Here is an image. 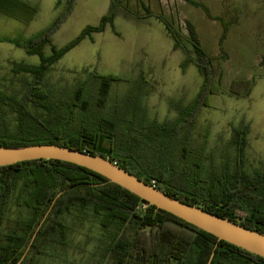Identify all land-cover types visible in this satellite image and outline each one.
Instances as JSON below:
<instances>
[{
  "label": "trees",
  "instance_id": "1",
  "mask_svg": "<svg viewBox=\"0 0 264 264\" xmlns=\"http://www.w3.org/2000/svg\"><path fill=\"white\" fill-rule=\"evenodd\" d=\"M183 1L200 7L193 0ZM74 7L75 0H64L63 13L30 39L0 38V43L39 58L37 65L14 64L12 72L27 78L18 95L0 89V147L54 145L108 158L145 184L154 183L167 196L264 235V170L254 175L244 170L247 126L240 124L233 130L236 164L232 173L226 167L217 175L205 171L204 147L190 140L198 111L207 105L208 96L222 93V59L204 51L190 22L185 23L184 36L164 16L147 8L140 15L119 0H109L97 26L85 27L57 49L51 37ZM37 11L36 5L24 0H0V16L24 24ZM119 17L135 22L155 18L172 40L173 51L184 57L180 70L184 72L189 65L196 68L201 78L199 91L189 105L175 109L174 121H149L142 96H123L110 107V90L119 81L114 76L85 71L84 80L76 79L75 84L60 90L47 83L53 65L83 40L93 41L92 36L107 27L118 36L113 23ZM225 32L223 27L220 45ZM46 46L48 56L43 52ZM259 63L264 64V52ZM251 85L252 81L245 84V95ZM237 212L244 216L238 217ZM10 222L12 227L6 229ZM88 222L101 231L94 264H207L215 246L210 264H264V259L146 205L87 169L44 160L0 167V264H17L21 259L20 264H41L40 257L59 259L60 252L70 247V226ZM145 230L150 232L148 253L138 258L135 241ZM128 232L132 237L126 236Z\"/></svg>",
  "mask_w": 264,
  "mask_h": 264
},
{
  "label": "rangeland",
  "instance_id": "2",
  "mask_svg": "<svg viewBox=\"0 0 264 264\" xmlns=\"http://www.w3.org/2000/svg\"><path fill=\"white\" fill-rule=\"evenodd\" d=\"M24 1L38 7L35 17L24 24L0 16V38L30 39L64 11V0L60 3L57 0ZM119 1L140 15H144L147 8L154 15L164 16L184 36L187 35L185 23L190 22L204 51L222 59V93L208 96L207 105L198 111L190 134L194 145L204 147V170L216 175L224 167L230 173L234 171L236 148L232 135L233 130L243 124L248 128L244 170L249 175L263 171L264 64L260 66L259 61L264 52V0H193L200 7L183 0ZM108 5L109 0H75L73 12L51 37L52 45L60 49L85 27L97 26ZM223 27L226 32L220 45ZM113 29L118 36L107 27L103 33L93 35V41L85 39L65 54L47 74V83L60 90L75 84L76 79L84 80L85 71L114 76L119 81L110 90V107L123 96L131 99L142 96L141 104L149 121H174L175 109L189 105L199 91L201 78L196 68L189 65L184 72L180 70L184 57L181 52L173 51L172 40L155 18L135 22L119 17L114 20ZM43 52L45 56L50 55L49 47ZM15 63L37 65L39 58L28 56L11 44L0 43V89L18 95L27 78L12 72ZM251 81L245 95V84ZM103 146L106 147V143ZM236 215L244 216L241 212ZM11 227L10 222L6 229ZM70 227L67 238L70 247L60 252L59 259L40 257L41 264L95 263L96 239L101 235L99 227L89 222ZM149 234L148 230L138 234L136 257L147 256ZM126 236L132 237L129 232Z\"/></svg>",
  "mask_w": 264,
  "mask_h": 264
},
{
  "label": "water",
  "instance_id": "3",
  "mask_svg": "<svg viewBox=\"0 0 264 264\" xmlns=\"http://www.w3.org/2000/svg\"><path fill=\"white\" fill-rule=\"evenodd\" d=\"M60 161L87 169L139 198L143 203L164 211L195 228L243 251L264 259V235L248 230L231 220L212 215L165 195L155 187L113 164L108 158L54 145L21 148L0 147V167L28 161ZM60 194L57 195L58 198ZM214 247L207 264L214 255ZM22 260V259H21ZM21 260L17 263L20 264Z\"/></svg>",
  "mask_w": 264,
  "mask_h": 264
},
{
  "label": "built area",
  "instance_id": "4",
  "mask_svg": "<svg viewBox=\"0 0 264 264\" xmlns=\"http://www.w3.org/2000/svg\"><path fill=\"white\" fill-rule=\"evenodd\" d=\"M152 186L155 187V186H154V183H152Z\"/></svg>",
  "mask_w": 264,
  "mask_h": 264
}]
</instances>
